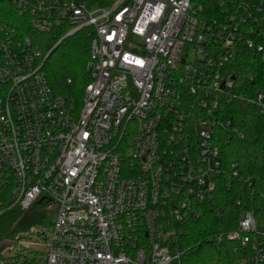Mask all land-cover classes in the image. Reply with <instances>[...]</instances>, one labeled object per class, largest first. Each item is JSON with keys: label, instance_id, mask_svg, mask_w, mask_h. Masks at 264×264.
I'll use <instances>...</instances> for the list:
<instances>
[{"label": "built area", "instance_id": "built-area-1", "mask_svg": "<svg viewBox=\"0 0 264 264\" xmlns=\"http://www.w3.org/2000/svg\"><path fill=\"white\" fill-rule=\"evenodd\" d=\"M0 2L19 17L0 19V216L55 210L48 233L33 225L17 245L4 240L0 256L174 264L170 238L204 215L225 174L221 135L239 98L230 66L242 46L264 59V0H233L211 20L194 0ZM84 29L90 82L77 107L51 87L50 53L28 32L61 34L60 44ZM254 103L264 114L263 91ZM258 230L245 212L238 230L216 240L246 245ZM27 238L48 240L44 263L15 251Z\"/></svg>", "mask_w": 264, "mask_h": 264}, {"label": "trees", "instance_id": "trees-1", "mask_svg": "<svg viewBox=\"0 0 264 264\" xmlns=\"http://www.w3.org/2000/svg\"><path fill=\"white\" fill-rule=\"evenodd\" d=\"M194 1L202 7V18L211 20L224 13L233 0ZM9 5L0 2V19L18 20L14 10L13 16H7ZM90 33L89 29L81 30L58 44L61 34L28 32L44 54L50 53L43 72L51 87L77 107L82 104L83 90L90 82L87 74L91 59ZM230 69L236 76L239 98L227 109L231 128L221 135L220 155L225 174L204 215L186 226L185 235L179 233L170 238V252L180 254L174 264H253L251 257L264 254V114L254 103L256 95L260 91L264 93V59L256 51L242 46ZM238 133L243 137H238ZM245 212L254 215L259 227L251 241L246 245L226 239L217 241V235L238 230ZM20 215L17 209H10L0 216V244L11 240L17 245L20 233L41 223L35 217V210L23 220H19ZM22 255L21 252L7 258L0 256V264H37L35 258Z\"/></svg>", "mask_w": 264, "mask_h": 264}, {"label": "rangeland", "instance_id": "rangeland-1", "mask_svg": "<svg viewBox=\"0 0 264 264\" xmlns=\"http://www.w3.org/2000/svg\"><path fill=\"white\" fill-rule=\"evenodd\" d=\"M35 217L40 219V222L37 226L42 227L48 233L52 227V223L55 219V210H47L44 208H35ZM9 243L3 244V247L9 246ZM1 249V248H0ZM21 250L26 254H33L40 257L41 261L44 263L46 261V254L48 252V240L44 239H30L27 238L16 248L15 251ZM5 255H14V251L4 250ZM8 257V256H7ZM11 257V256H10Z\"/></svg>", "mask_w": 264, "mask_h": 264}]
</instances>
